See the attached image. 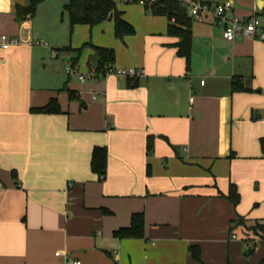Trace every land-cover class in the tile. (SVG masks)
Masks as SVG:
<instances>
[{"label":"crops","instance_id":"obj_1","mask_svg":"<svg viewBox=\"0 0 264 264\" xmlns=\"http://www.w3.org/2000/svg\"><path fill=\"white\" fill-rule=\"evenodd\" d=\"M115 1L135 27L122 38L113 17L56 32L30 0H0V35L19 39L0 46V264H258L264 239L244 250L264 221V43L192 17L187 67L167 15ZM232 1L264 16V0ZM86 42L143 74L97 70ZM53 98L58 112L32 110ZM137 212L143 234H115Z\"/></svg>","mask_w":264,"mask_h":264},{"label":"trees","instance_id":"obj_2","mask_svg":"<svg viewBox=\"0 0 264 264\" xmlns=\"http://www.w3.org/2000/svg\"><path fill=\"white\" fill-rule=\"evenodd\" d=\"M41 1L43 0H30L29 5L24 9L29 10L34 14L37 5ZM151 9L156 14L167 15L169 19L173 16L175 17V21L170 22L168 25V33L178 37V41L175 43L177 46V53L185 58L188 67L192 53V17L188 16L186 8L175 0L160 1L157 4H154ZM64 10L68 14L71 28L76 23L94 25L109 17H113L114 31L117 37L122 38L124 35L133 34L135 32L134 25L122 16V12L117 8L115 0H68L64 4ZM86 44L94 49V52L99 59L97 70H103L106 64L113 62L115 51L112 48L94 45L91 42H86L85 45ZM233 87L235 89H246L243 84L236 82L233 83ZM32 110L38 112H58L60 107L57 100L53 98L45 105L32 107ZM106 151L107 149L104 146H95L93 148L91 167L98 173L104 172ZM229 196L234 201L239 199V195L235 194V192H232ZM143 228L144 215L142 212H137L132 215L131 224L127 227H121L115 230V234L120 237L141 236L143 234ZM249 228L254 231L255 237H258V239H264V221L255 220ZM255 237H252L250 240L254 241ZM256 244V241L247 243V248L244 250V254H252ZM191 251L196 258H199L198 249L192 248ZM258 264H264V258H262Z\"/></svg>","mask_w":264,"mask_h":264},{"label":"built area","instance_id":"obj_3","mask_svg":"<svg viewBox=\"0 0 264 264\" xmlns=\"http://www.w3.org/2000/svg\"><path fill=\"white\" fill-rule=\"evenodd\" d=\"M124 2L137 3L143 6L152 7L163 0H122ZM177 3L186 8L187 15L196 19H204L209 17L210 20L218 25H221L223 29V36L227 40H233L237 34H241L245 37L256 38L264 43V16L257 12H253L250 16L245 17L235 12L234 2L232 0H224L222 2H215L211 0H175ZM175 21V17L171 18ZM19 39L17 37H11L7 34L0 35V46L2 48H8L11 44L17 43ZM40 43L47 44L46 41L41 40ZM53 56L57 55L55 49L51 50ZM93 72L95 68L93 67ZM103 72L112 73L116 72L122 76L138 77L143 74L144 70L136 67H118L114 68L111 64H106L103 68ZM69 74L76 72L74 66L68 65L66 68ZM83 78V75H79ZM201 82H204L201 80ZM61 251H57L60 254ZM75 264H80V261H73Z\"/></svg>","mask_w":264,"mask_h":264},{"label":"rangeland","instance_id":"obj_4","mask_svg":"<svg viewBox=\"0 0 264 264\" xmlns=\"http://www.w3.org/2000/svg\"><path fill=\"white\" fill-rule=\"evenodd\" d=\"M64 2H67V0H46L45 2H43L39 8H36L34 14L35 26L37 28H43V26L44 27L49 26L50 28L54 27L53 30L56 32L57 29L61 31V29L65 25H67V21H68V14L64 10ZM255 90H260L259 95H261L264 99V86L259 85L257 87H254V91ZM250 231H251L250 233L251 236H249L250 237L249 239L255 237L254 231L251 229ZM257 239L258 237H255L254 241L252 242L257 241Z\"/></svg>","mask_w":264,"mask_h":264}]
</instances>
